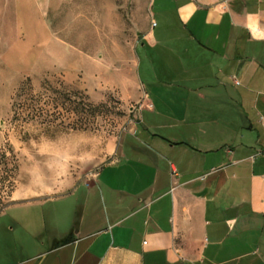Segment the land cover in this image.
I'll use <instances>...</instances> for the list:
<instances>
[{"label": "crops", "instance_id": "obj_1", "mask_svg": "<svg viewBox=\"0 0 264 264\" xmlns=\"http://www.w3.org/2000/svg\"><path fill=\"white\" fill-rule=\"evenodd\" d=\"M51 3L7 6L8 28L31 38L12 41L14 69L41 59L31 35L48 38L37 14ZM133 4L136 122L65 200L12 192L0 264H264V0Z\"/></svg>", "mask_w": 264, "mask_h": 264}, {"label": "rangeland", "instance_id": "obj_2", "mask_svg": "<svg viewBox=\"0 0 264 264\" xmlns=\"http://www.w3.org/2000/svg\"><path fill=\"white\" fill-rule=\"evenodd\" d=\"M13 1L0 0V215L16 188L19 201L40 200L44 188L46 200H65L67 186L100 172V150L110 139L118 144L137 120L127 74L143 54L138 48L135 58L141 38L133 0H52L37 14L48 38L31 35L30 54L41 59L14 69L5 60L19 38L7 24L15 21L6 10ZM26 32L19 38L25 45ZM84 198L79 188L66 200Z\"/></svg>", "mask_w": 264, "mask_h": 264}, {"label": "trees", "instance_id": "obj_3", "mask_svg": "<svg viewBox=\"0 0 264 264\" xmlns=\"http://www.w3.org/2000/svg\"><path fill=\"white\" fill-rule=\"evenodd\" d=\"M67 129H69V128H67ZM71 130H74L73 128H70Z\"/></svg>", "mask_w": 264, "mask_h": 264}]
</instances>
